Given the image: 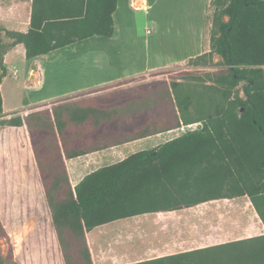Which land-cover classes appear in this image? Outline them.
Segmentation results:
<instances>
[{
  "label": "trees",
  "instance_id": "1",
  "mask_svg": "<svg viewBox=\"0 0 264 264\" xmlns=\"http://www.w3.org/2000/svg\"><path fill=\"white\" fill-rule=\"evenodd\" d=\"M116 4L32 0L25 33L0 28V85L4 56L16 45L29 61L89 38H111ZM210 6L209 52L189 60L176 82L131 88V135L119 130L128 116L127 90L98 105L64 108L63 99L8 120H1L0 93V127L26 126L63 264H93L86 235L99 227L214 201L246 197L264 227V0ZM213 56L220 62L213 64ZM23 112L29 113L17 116ZM193 124L200 129L98 169L74 188L69 183L65 160ZM0 240V264H19L1 222ZM132 264H264V235Z\"/></svg>",
  "mask_w": 264,
  "mask_h": 264
},
{
  "label": "rangeland",
  "instance_id": "2",
  "mask_svg": "<svg viewBox=\"0 0 264 264\" xmlns=\"http://www.w3.org/2000/svg\"><path fill=\"white\" fill-rule=\"evenodd\" d=\"M203 3L204 0H148L150 8L145 12L142 11L146 6L143 0H137L131 7L125 0L116 21V41L86 40L58 51L55 60L41 59V63L45 62L41 80L28 94L25 82L28 65L14 56L7 67L11 72L16 70L18 76L9 77L3 85L6 109L17 106L20 99L24 103L40 104L43 100L61 97L78 84L96 78L92 66L81 59L83 48L93 46L131 47V57L136 65L146 62L166 64L167 69L161 74L152 73L137 78L131 83V88L148 90L157 87L158 82L169 84L178 81L182 70H187V63L179 66L172 64L184 58H194L201 52L200 55L209 52L213 9L210 3L209 7L205 6L207 13L202 20L204 27L200 37ZM219 62L217 56L212 57L213 64ZM241 85L237 89H241ZM240 97H243L242 92ZM198 125L183 126L184 130L180 133L197 130ZM12 201L5 198L0 202V214L1 211L7 213L12 210ZM240 202H243L241 205L245 202L242 210L238 205ZM40 206L39 223L29 222L26 228L5 230L14 245L15 259L19 264H63L55 234L49 226L50 222L47 223L45 211L48 209L44 200ZM246 221L253 229L247 226ZM253 222L263 226L246 197L236 202L214 201L179 212L115 222L101 230L97 244L90 242L88 247L93 264H132L264 235V230L262 234L254 231ZM0 250L5 253L2 240Z\"/></svg>",
  "mask_w": 264,
  "mask_h": 264
},
{
  "label": "crops",
  "instance_id": "3",
  "mask_svg": "<svg viewBox=\"0 0 264 264\" xmlns=\"http://www.w3.org/2000/svg\"><path fill=\"white\" fill-rule=\"evenodd\" d=\"M124 1L125 0H117L116 8L112 15V37L108 39L93 37L87 40L104 39L109 43H113L118 39L116 21L118 18V12L122 8ZM136 1L137 0H127V3L131 7ZM143 1L146 3V6L143 7L144 10L142 11L148 12L150 8L148 0ZM210 1L211 0H204L203 3L204 8L201 13V24L199 25L200 37L203 33L204 27L202 25V20L207 13V8L205 6L209 7ZM31 3L32 0H0V28L7 31L25 33L29 26ZM2 40L5 44L9 43V41L4 38ZM77 43L62 49L70 48ZM62 49L55 50L45 56H39L29 61L25 59V50L21 44L16 45L5 54L3 62L7 75L2 79L0 85L2 115L4 117L1 120H8L13 113L25 111L39 105H45V109H50L53 102L63 99L67 100L59 103V105H63L64 108L76 105L82 108L86 102H96L98 105L102 102V98L108 97L117 91L127 90L130 92V94H128V108L125 112L128 116H126L119 125V130L128 131L131 135V80L167 69L166 64H157L156 62H146L145 64L136 65L134 59L131 57V47L93 46L83 48V51L81 52L83 56L81 59L88 65L90 64L92 66V69L95 72L93 73L97 75L96 78L78 84L75 89L67 92L61 97L49 98L43 100L40 104L24 103L23 100L20 99L17 106L9 108L8 110L6 109L7 103L3 94V85L9 77L16 78L18 76L16 70L11 72L8 69L7 66L9 60L14 56H18L28 65L25 77L27 85L26 92L28 94L30 89L41 80L44 69L43 65L45 62L41 63L40 60L46 58H49V60H55L58 58L56 53ZM200 54L198 56H200ZM191 59L193 58H184L171 66L183 65L188 63ZM100 66L103 68H98ZM89 92L91 93L86 94ZM54 106H58V104H54ZM28 113L29 112L19 113L17 116L23 118L27 116ZM182 127L183 126H181V128ZM181 128L134 141L129 140L116 146L89 152L85 155L65 160V167L70 185L74 188L85 176L98 169L112 166L122 162L135 153L153 150L170 140L178 138L182 135L180 132L184 130ZM95 140H97V138ZM5 198L13 199L12 210L7 213H2L1 211L0 214V222L5 230L8 228L22 229L26 228L29 222L32 224L40 222L38 209L41 207L40 204L44 199L25 125L17 128L7 126L0 127V202L2 203ZM237 200L238 199L231 201L236 202ZM241 203L243 202L238 203V205L241 206L239 208L242 210L245 202L243 205H241ZM29 214L31 216H29ZM45 214L47 216V223L49 224L48 211H45ZM31 217L32 220L30 219ZM248 225L249 228L253 229L250 223H247V226ZM252 225L254 226V231L262 234L261 231L264 230L263 226L260 227L256 222H253ZM107 226L99 227L88 233L86 235L88 245H90V242L94 245L97 244L99 233Z\"/></svg>",
  "mask_w": 264,
  "mask_h": 264
},
{
  "label": "water",
  "instance_id": "4",
  "mask_svg": "<svg viewBox=\"0 0 264 264\" xmlns=\"http://www.w3.org/2000/svg\"><path fill=\"white\" fill-rule=\"evenodd\" d=\"M198 126H199V129H200L201 126L200 125H198ZM262 168L264 169V163L262 164Z\"/></svg>",
  "mask_w": 264,
  "mask_h": 264
},
{
  "label": "built area",
  "instance_id": "5",
  "mask_svg": "<svg viewBox=\"0 0 264 264\" xmlns=\"http://www.w3.org/2000/svg\"><path fill=\"white\" fill-rule=\"evenodd\" d=\"M181 129H184L183 127Z\"/></svg>",
  "mask_w": 264,
  "mask_h": 264
}]
</instances>
